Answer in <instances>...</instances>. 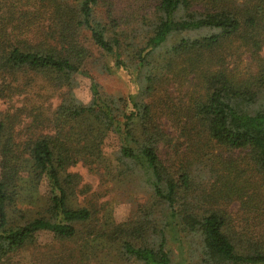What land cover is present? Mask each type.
<instances>
[{"label": "trees", "instance_id": "trees-1", "mask_svg": "<svg viewBox=\"0 0 264 264\" xmlns=\"http://www.w3.org/2000/svg\"><path fill=\"white\" fill-rule=\"evenodd\" d=\"M28 1L41 3L40 13L25 11L19 26L3 25L5 16L17 18L16 8L5 16L0 9V100L10 104L0 120V264L37 249L41 232L63 248L81 244L51 264H181L171 236L198 246L201 264H264V0H158L149 20L111 14L105 4L103 15L100 0ZM42 14L47 22L36 24ZM94 49L130 72L136 94L110 96L93 83L90 103L76 98V76L87 74ZM171 80L186 93L166 107L189 111L174 113V136L147 100ZM49 90L59 93L55 109L41 102ZM189 129L206 147L247 151L260 178L247 180V169L212 157L210 188L199 168L205 157L179 161L174 173L161 152L173 137L178 149ZM112 135L118 146L110 160L104 143ZM78 164L101 182L86 206L77 198L89 188L78 190L81 177L70 172ZM130 185L147 197L141 219L116 223L110 201ZM233 204L255 214L252 231L232 227L222 206Z\"/></svg>", "mask_w": 264, "mask_h": 264}, {"label": "rangeland", "instance_id": "rangeland-1", "mask_svg": "<svg viewBox=\"0 0 264 264\" xmlns=\"http://www.w3.org/2000/svg\"><path fill=\"white\" fill-rule=\"evenodd\" d=\"M62 1V0H61ZM71 3H76V0H68ZM102 5L100 6V11L103 15H105L106 9L104 7L109 6L112 8L111 14H116L118 16H138L140 18L146 16L148 14L147 20L153 16L152 12L154 10L155 4L158 0H100ZM35 1H31V3L27 0H0V9L2 11V15L12 14V8H16L17 18L12 17L7 19L5 16L3 25L7 22V26L12 28L15 25H22V22H17V19L21 16L25 11H35L37 5H34ZM107 6H105V5ZM46 9H44L45 11ZM7 12V13H6ZM13 13V14H14ZM40 13V12H38ZM37 14V13H36ZM1 16V13H0ZM41 16L36 15L34 17V22L39 24L40 22L43 24L47 22V14H42ZM140 20L137 17H133L131 23L135 24V22H139ZM1 23V21H0ZM149 25L144 26L145 28H149ZM2 27V25L0 26ZM35 33H31L29 36H34ZM95 56L90 57L83 66V70L87 72V74H80L76 76V81L78 85L75 86L74 94L77 99H79L84 104L90 103L92 100V85L93 83L98 84L100 91L104 94L110 96H125L127 97L130 94H136L137 88L133 82L132 76L130 72L126 69H118L114 67V62L112 58L109 56L102 55L99 51L94 49ZM245 58V57H244ZM231 66L234 62L233 59H230ZM112 67V69L110 67ZM246 64L240 65L239 68L245 70ZM109 68V70H108ZM244 73V72H243ZM179 81H170V84L166 86V84L161 81L157 86L154 94L152 96H148V101L156 102V106H160L158 110V115L163 120H166L165 126L168 127V132L174 136L173 133L176 132L175 128L171 126L172 119H174V113L177 115L186 117L188 108L183 110L186 106L180 104L178 109L167 108L165 102L170 100H174V98H182L186 93V88H184V84H179ZM170 90V93L168 92ZM43 90L42 92H45ZM59 93L55 91H48L44 94L41 99V102H44L46 105H50L52 108H56L59 104L60 99L58 98ZM19 103H16L17 105ZM170 105L172 103L169 102ZM9 103L0 100V120L2 114L7 109L9 110ZM180 109H182L180 111ZM189 112V111H188ZM190 114V113H189ZM169 117V120L167 118ZM171 120V122H170ZM173 124V123H172ZM191 129V128H190ZM189 131L188 137L177 138L178 150L175 144L173 137V142L164 147V152L162 154V160L165 165L173 166L174 173L177 172V168L180 165L181 160H187L192 162L196 161L198 158H204V163L199 164L204 167V171L207 172L204 179L208 177V187L212 183V180L217 176L215 175L211 169L217 166H212V160L208 162V158H219L220 162H235L239 167H243L247 169L249 173L244 176L245 179L250 181H256L257 178H260L259 173L252 168V166L248 165L249 162V154L247 151H239V150H227L224 147L217 146L216 144L211 145L212 147H206L204 138L199 136H193L195 133L194 130ZM179 130V129H177ZM196 145V146H194ZM118 146V140L115 135L109 136L104 143V152L106 157L110 160L113 159L112 153L116 150ZM187 148V149H186ZM186 149V150H185ZM176 150H178L176 152ZM184 153V154H183ZM214 161V160H213ZM228 164H225L226 168ZM234 166L232 167V171L236 173ZM220 167V166H218ZM236 170H240L237 166H235ZM221 169V168H220ZM70 172L78 173L81 177V183L78 186V190L83 191L84 188H89V193L80 192L79 197L77 198V204L80 206H86L88 204V196L96 192L100 186L101 182L98 177L92 175L88 172L87 168L82 164H78L70 169ZM216 173V172H215ZM222 176V174H221ZM256 176V177H255ZM139 186V184H137ZM86 186V187H85ZM111 186L110 184L108 187ZM134 185H130L127 187V190L118 192L113 194L114 197L111 199V206H109V210H111L112 219L116 223H128L132 222L133 219L138 215L139 217V205L145 203V195L144 192L139 188L137 192H135ZM210 188V187H209ZM103 189V185H102ZM115 189V188H114ZM48 190L47 180H44L40 185V193L45 195ZM125 191V192H124ZM128 193L130 195H128ZM121 194V195H118ZM147 198V197H146ZM108 198L102 199V201H106ZM222 209L228 212L232 219V227L240 232L250 230L252 231L254 227L252 226L255 214H250L252 218L248 216V214L240 208V204H233L231 206H222ZM105 213L100 214V218H104ZM37 249H26L25 251H21L16 258V264H51L53 261H60L68 259L70 254V250L73 248V245L80 246L79 242L71 243L73 244L70 247L63 248L59 244L56 243L54 236L49 232H41L37 235L36 238ZM194 243L188 244L187 242L176 240L175 237L172 239L169 244V248L171 251V255L173 260L181 263V264H201V253ZM70 264H75V259H70ZM118 264V263H116Z\"/></svg>", "mask_w": 264, "mask_h": 264}]
</instances>
